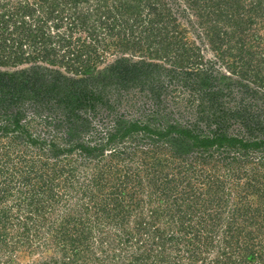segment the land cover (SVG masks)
Instances as JSON below:
<instances>
[{"label":"trees","instance_id":"trees-1","mask_svg":"<svg viewBox=\"0 0 264 264\" xmlns=\"http://www.w3.org/2000/svg\"><path fill=\"white\" fill-rule=\"evenodd\" d=\"M258 95L264 0H0V264H264Z\"/></svg>","mask_w":264,"mask_h":264},{"label":"rangeland","instance_id":"rangeland-1","mask_svg":"<svg viewBox=\"0 0 264 264\" xmlns=\"http://www.w3.org/2000/svg\"><path fill=\"white\" fill-rule=\"evenodd\" d=\"M260 93H262V89L259 91ZM133 94V93H132ZM132 100L131 104H133L134 101H138L141 102L142 101V97H137V94L132 96V99H130V101ZM249 103H247L246 105H248ZM124 105V104H122ZM121 105V107H122ZM128 106V104H126ZM139 105H144L143 103L139 104ZM145 106V105H144ZM248 107L250 108V115H254L258 114L260 117L264 116V95L261 97V95H258L255 98H251V103L248 105ZM133 108V107H132ZM145 108V107H144ZM185 113V112H184ZM170 119H178L180 121V119H186L185 115H183V112L180 111V107L178 106V103H174L170 106ZM101 117V114H95L94 117L91 116V124L92 125H96L99 126L100 122L99 119ZM172 117V118H171ZM252 117V118H253ZM264 119V118H262ZM229 131L232 132H238L240 131V134L245 135L246 129L244 128V126H241V124L239 122L233 123V125L229 128ZM258 154H255L253 156H257ZM30 258H34V256L30 257ZM28 258V261H31V259Z\"/></svg>","mask_w":264,"mask_h":264}]
</instances>
